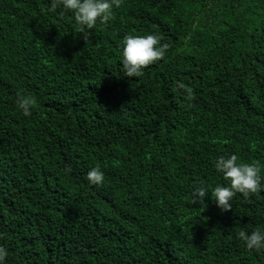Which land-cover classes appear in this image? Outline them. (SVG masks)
I'll return each mask as SVG.
<instances>
[{"label":"trees","instance_id":"1","mask_svg":"<svg viewBox=\"0 0 264 264\" xmlns=\"http://www.w3.org/2000/svg\"><path fill=\"white\" fill-rule=\"evenodd\" d=\"M87 31L60 0H0L3 264H264L238 236L264 189L190 195L231 153L264 184V0H121ZM146 33L165 54L127 76L121 38Z\"/></svg>","mask_w":264,"mask_h":264},{"label":"clouds","instance_id":"2","mask_svg":"<svg viewBox=\"0 0 264 264\" xmlns=\"http://www.w3.org/2000/svg\"><path fill=\"white\" fill-rule=\"evenodd\" d=\"M120 3L121 0H60V6L71 13L83 39L90 34L87 30L94 26L97 19L100 22L109 20L113 7H119ZM56 6V3H53L49 11ZM167 47L166 43H160V37L155 33L125 34L119 45L120 62L125 75H140V69L163 57ZM180 87L183 85L181 84ZM185 91L191 97V88H186ZM15 103L16 107L27 116L35 100L31 95H18ZM213 164L215 170L227 179V185L209 186L197 182L191 189L192 202L203 201L205 195L210 193V199L223 211L232 207L231 200L237 192L247 196L249 193L264 189V184L260 183L259 168L254 162L238 163L236 154L231 153L227 156H216ZM65 171L70 169L66 167ZM86 178L90 185H99L103 180V172L99 166H93L87 170ZM238 236L247 249L264 251V228L241 230ZM6 255V249L0 247V264H3Z\"/></svg>","mask_w":264,"mask_h":264}]
</instances>
